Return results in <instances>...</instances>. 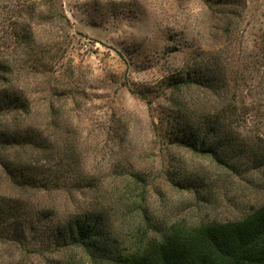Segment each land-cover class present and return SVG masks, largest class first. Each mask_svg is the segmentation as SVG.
I'll return each mask as SVG.
<instances>
[{"label":"rangeland","instance_id":"rangeland-1","mask_svg":"<svg viewBox=\"0 0 264 264\" xmlns=\"http://www.w3.org/2000/svg\"><path fill=\"white\" fill-rule=\"evenodd\" d=\"M7 90L28 106L0 116V162L45 180L17 194L0 165V194L45 218L27 247L0 242V264L59 263L72 252L51 237L79 211L103 213L112 234L135 231L132 195L161 223L264 204V0H0ZM215 112L207 148L226 152L230 139L228 165L171 135Z\"/></svg>","mask_w":264,"mask_h":264},{"label":"trees","instance_id":"trees-1","mask_svg":"<svg viewBox=\"0 0 264 264\" xmlns=\"http://www.w3.org/2000/svg\"><path fill=\"white\" fill-rule=\"evenodd\" d=\"M222 81V80H221ZM200 77H183L175 86L200 83ZM208 86H219L216 81ZM225 82L222 81V87ZM28 103L19 91H0V116L8 115L16 110H24ZM224 111V110H223ZM222 111V112H223ZM221 113L209 114L205 119L194 123L189 120L179 127L175 126L171 135H181L179 143L187 147H195L206 154H211L219 162H225L230 153L231 140L221 144L228 151L222 152L207 148L212 134H220L218 123ZM207 128V129H206ZM206 129L201 137L198 132ZM23 146L34 144V135L20 130ZM187 134L182 136V134ZM210 133H212L210 135ZM0 139H5L0 136ZM11 139V137H10ZM9 139V140H10ZM200 140V147L196 142ZM176 142V141H172ZM6 170L7 181L11 189L18 188L17 194L27 191L33 186H43L45 179L29 175L27 170L13 168L9 161L0 162ZM49 181H45V184ZM137 182V181H136ZM5 190L9 186L5 185ZM132 195L130 200L137 205L140 221L135 231L128 234H112L107 228V219L103 213L96 215L89 211L71 213L66 224L57 232L51 241L65 245L67 254L56 264H264V204L254 207L248 214L238 219L220 221L218 219L203 220L190 223L180 218L170 222H160L153 218L143 207L144 195ZM14 195L0 194V242L15 246H26L29 235L37 234L42 225L43 212L30 213L29 208L18 203ZM9 247V249H10ZM8 248V247H7Z\"/></svg>","mask_w":264,"mask_h":264}]
</instances>
